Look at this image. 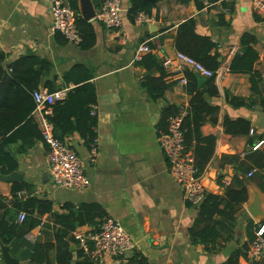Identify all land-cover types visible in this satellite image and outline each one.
Returning <instances> with one entry per match:
<instances>
[{"label":"crops","instance_id":"1","mask_svg":"<svg viewBox=\"0 0 264 264\" xmlns=\"http://www.w3.org/2000/svg\"><path fill=\"white\" fill-rule=\"evenodd\" d=\"M92 4L95 11L94 2ZM222 7H228L229 13L224 14ZM222 7L197 10L191 0L185 3L158 0L150 12L151 22L135 25L125 18L127 1L123 0L119 30H105L91 21L95 43L91 49L81 51L50 31L48 0H0V52L6 56L7 63L26 55L44 59L50 71L43 79L52 81L57 77L53 82L56 85L60 84L59 76L72 65L81 64L90 71L96 94L94 163H87L89 147L83 146L76 135L65 140L83 161L88 187L80 191L58 189L49 178L43 184L47 164L41 141L21 155L16 154V146L9 148L17 165L16 172L21 176L19 182L30 187V196L50 200L54 211L63 203L100 206L106 217L120 223L133 243L123 264L133 255L140 256L147 264H227L235 253H238V262L255 229L264 224V217L252 219L244 206L257 197L259 210L264 214V111L258 105L233 108L224 100L225 93L241 98L249 96L247 76L227 71L232 57L228 51H238L239 38L244 33L256 40L253 49L258 60L254 69L260 71L264 79V24L255 20L249 0H230ZM189 18L194 21L197 35L219 46L215 49L218 53L214 50L219 56L221 72L219 79L213 82L217 96L204 98L208 105L217 107V112L206 117L199 127L201 137L214 140L212 155L202 171V183L205 191L213 195L222 196L225 188L240 186H244L246 194L245 202L235 213L231 232H222L221 238L207 247L190 240L188 231L196 209L183 202L179 186L167 174L156 142L161 109L167 105L175 109L188 106L185 85H180L178 80L185 78L187 72L198 86L205 81L191 71L169 70L161 64L174 56L172 38L176 27ZM116 33L123 36V45L117 43ZM142 43L150 49L154 66L162 69L164 80L169 84L164 100L151 101L141 87L143 77L159 75L156 69L147 71L133 62L134 51ZM32 117L38 123V115L33 112ZM223 118L246 120L251 134H225L221 126ZM258 142L261 146L252 150ZM249 171L253 174L247 177ZM9 189L10 184L0 182V195L7 200L10 199ZM47 222V216L43 215L41 223ZM42 230L45 229L40 226V235L35 240L45 238ZM37 232L34 228L25 235V240L31 243L26 236H35ZM47 234L49 237L51 233ZM0 246L8 248L9 257L17 260V264H27L18 258V251H11L10 245ZM0 264H3L1 255Z\"/></svg>","mask_w":264,"mask_h":264},{"label":"trees","instance_id":"2","mask_svg":"<svg viewBox=\"0 0 264 264\" xmlns=\"http://www.w3.org/2000/svg\"><path fill=\"white\" fill-rule=\"evenodd\" d=\"M64 1L75 13V25L80 37L76 47L81 51L91 49L95 43L91 23L78 16L76 0ZM126 1L125 18L129 23H133L138 13L150 16L151 10L158 2V0ZM176 1L185 3L187 0ZM191 1L197 10L203 8L201 0ZM94 5L96 6L95 2ZM255 20L259 21L257 18ZM55 35L59 37L57 33ZM255 42L251 34H242L238 42V51L231 57L227 67L230 74L247 76L249 96L241 98L225 93L224 100L233 108H251L258 105L264 111V79L260 71L254 69L258 60L253 49ZM172 44L176 52L192 58L211 72L219 67V56L214 51L216 45L209 38L195 33L192 18L186 19L176 27ZM5 59L6 56L0 52V174L7 175L16 171V162L9 153L11 146H16V154L21 155L41 141L37 123L32 117L34 103L31 98L32 92L40 88L49 93L66 89L64 99L50 105L51 113L46 117L51 124L53 137L65 143L70 135H76L82 145L88 148L95 139L96 126L95 117L90 115L91 107L96 104L90 71L81 64L72 65L59 76L60 84L56 85L53 82L58 79L57 77H53L52 81L43 79L50 71V65L46 60L32 55L18 57L9 63ZM137 65L147 71L152 68L158 71V77H143L141 87L151 101L161 100L169 87L164 80L165 74L162 69L154 66L149 54L144 55ZM184 76L186 79L184 90L189 100L188 113L181 125L183 144L186 150L191 151L195 166L202 172L212 155L214 140L212 137H201L199 127L206 117H212L217 112V107L208 105L204 98L215 97L217 93L212 77L206 78L202 85L198 86L190 73L186 72ZM203 87L206 90L199 91V88ZM175 110L168 105L161 109L157 122L158 130L165 128L167 118ZM221 126L223 132L228 135H246L250 128L249 123L243 119L223 118ZM20 191H25L26 195L18 198L16 193ZM9 195V200L0 195V244L10 245L11 251H18V258L27 264H93L76 247L70 250V246L74 244L70 234L84 226L96 230L100 222L107 218L100 206L63 203L58 211H54L50 200L30 196V187L22 182L10 184ZM245 200L244 186L237 189L225 188L222 196L205 192L203 201L195 208L196 216L188 231L190 240L207 247L220 239L222 232L229 234L234 224L235 213ZM20 212L24 213V219L17 223L16 216ZM43 215L48 218L45 225L41 223ZM38 226L45 229L41 231L45 238L28 243L25 235ZM48 232L51 233L49 237ZM237 256L238 253H235L229 257L227 264H236ZM125 264L147 263L140 256L133 255Z\"/></svg>","mask_w":264,"mask_h":264},{"label":"built area","instance_id":"3","mask_svg":"<svg viewBox=\"0 0 264 264\" xmlns=\"http://www.w3.org/2000/svg\"><path fill=\"white\" fill-rule=\"evenodd\" d=\"M95 2V15L92 21L97 22L105 30L118 31L121 24L122 0H91ZM230 0H201L203 8L222 7ZM250 10L259 22L264 24V0H249ZM224 14L229 13L228 7H222ZM48 13L50 16V31L59 34L66 43L77 45L80 37L75 25V13L64 0H48ZM151 22V18L143 13L134 17L133 24L145 25ZM1 25V21H0ZM116 40L119 45L124 44V38L116 33ZM159 46L156 45V49ZM219 49V46H216ZM216 51V50H215ZM218 51V50H217ZM216 51V52H217ZM237 51L230 49L228 55L233 56ZM150 53L146 43L136 47L133 55V62H139L141 58ZM218 53V52H217ZM162 66L169 70L191 71L202 78L212 77L214 81L219 79L221 74L219 68L214 72L205 69L201 64L192 58L175 52L172 58L162 61ZM180 85L186 84V79L181 77L178 80ZM66 89L47 92L44 89H37L32 92L31 98L34 103V113L38 115V130L42 144L45 146V159L47 174L51 184L58 188L70 191H80L88 187L89 182L84 175L83 161L66 143L60 142L53 137L51 124L46 120L51 111L49 106L61 102L65 97ZM188 113L187 107H180L166 120L163 130L156 133V142L161 155L166 163L167 174L181 190V198L185 204L192 208L198 207L204 199L205 189L202 183L203 173L195 166L191 151L186 150L183 144L181 125ZM91 116H94L91 107ZM248 134H251L249 128ZM95 139L89 146L87 163L92 164L96 158ZM261 146L256 143L252 150ZM249 171L246 176H252ZM25 191L16 193V197H24ZM24 213L16 216V222L21 223ZM38 232L35 236L28 235L26 238L33 243L40 235V226L36 227ZM264 224L255 229L253 238L249 242L243 256L236 264H262L264 255ZM70 237L81 253L87 256L93 264H122L126 254L132 250L133 243L125 233L118 221L110 217L105 218L92 229H75Z\"/></svg>","mask_w":264,"mask_h":264},{"label":"water","instance_id":"4","mask_svg":"<svg viewBox=\"0 0 264 264\" xmlns=\"http://www.w3.org/2000/svg\"><path fill=\"white\" fill-rule=\"evenodd\" d=\"M77 2V10H78V16L86 21L91 22L94 18L95 11L91 0H76ZM219 61V60H218ZM163 96V100H164ZM20 174L16 171L11 172L7 175H1L0 174V182L5 184H17L20 181ZM49 176L48 174H44V178L41 180V182L44 184L48 180ZM245 209L249 216L252 219H258L263 218L264 214L259 210V200L257 197H254L253 200L249 202L244 203ZM74 246H70V250H73ZM0 255L2 258L3 264H17V260L12 259L8 255V248L0 246Z\"/></svg>","mask_w":264,"mask_h":264},{"label":"rangeland","instance_id":"5","mask_svg":"<svg viewBox=\"0 0 264 264\" xmlns=\"http://www.w3.org/2000/svg\"><path fill=\"white\" fill-rule=\"evenodd\" d=\"M122 6H123V0H122Z\"/></svg>","mask_w":264,"mask_h":264}]
</instances>
